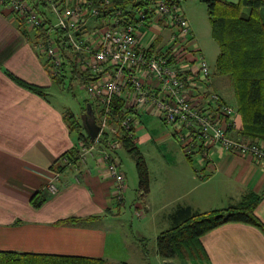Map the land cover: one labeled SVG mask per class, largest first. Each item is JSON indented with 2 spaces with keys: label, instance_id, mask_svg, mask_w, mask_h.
Masks as SVG:
<instances>
[{
  "label": "crops",
  "instance_id": "obj_1",
  "mask_svg": "<svg viewBox=\"0 0 264 264\" xmlns=\"http://www.w3.org/2000/svg\"><path fill=\"white\" fill-rule=\"evenodd\" d=\"M149 29L152 36L142 41L140 33V42L155 52L157 46L169 41L172 30ZM34 36V31L21 26L10 10L0 7V251L100 258L106 264H152V260L157 264H264L263 233L236 222L219 225L199 238L206 259L159 256L156 238L171 227L172 217L180 208L203 213L238 205L246 196L256 195L261 198L253 213L264 224V164L217 146L208 150L206 158L196 149L188 159L179 143L178 152L165 142L173 135L156 137L160 125H167L148 109L138 111V124L133 129L137 147L148 145L154 151L148 164V203L139 204L144 214L137 216L144 218L143 223H135L134 212L127 215L123 206L130 188L125 173V194L114 193L115 182L104 173L102 148L74 170H58L59 158L78 149V138L64 118L70 111L47 97L54 82L33 45ZM215 73L226 76L216 69ZM10 75L44 88V96L21 87ZM228 82L233 105L228 96L215 91L210 72L208 86L222 102L237 110L230 78ZM94 115L83 118L73 114L81 124L87 119L96 126ZM241 130L238 114L232 135L242 138ZM55 172L60 174L57 191L50 194L46 185Z\"/></svg>",
  "mask_w": 264,
  "mask_h": 264
},
{
  "label": "built area",
  "instance_id": "obj_2",
  "mask_svg": "<svg viewBox=\"0 0 264 264\" xmlns=\"http://www.w3.org/2000/svg\"><path fill=\"white\" fill-rule=\"evenodd\" d=\"M181 1L145 0L130 17L132 22H127L126 14L119 17L120 10L112 9L113 0H39L45 4V18L28 0H0V7L34 31L33 45L49 76L67 75L65 79L82 82L96 108L98 132L93 141L98 144L85 147L78 142L77 161L83 164L89 154L102 148L104 173L113 178L116 195L125 188L114 156L119 144L108 136L102 145L101 138L112 134L111 126L117 128L115 132L134 129L140 109H148L169 126L187 154L199 149L206 158L208 150L217 146L264 164L263 141L232 135L238 112L208 86L210 69L194 46ZM147 26L172 30L169 41L157 46L152 55L147 53L150 45L147 48L140 42L139 30ZM70 66L83 77L71 78ZM114 97L123 100L119 114L112 110ZM60 163L71 165L65 157ZM59 175L55 172L46 185L50 194L57 191Z\"/></svg>",
  "mask_w": 264,
  "mask_h": 264
},
{
  "label": "trees",
  "instance_id": "obj_3",
  "mask_svg": "<svg viewBox=\"0 0 264 264\" xmlns=\"http://www.w3.org/2000/svg\"><path fill=\"white\" fill-rule=\"evenodd\" d=\"M207 6L208 19L211 26V36L218 45L219 53L215 60V69L219 75L230 78L237 112L242 120L241 137L258 139L264 142V0H237L229 2L224 0H202ZM35 11L43 18L46 17L43 6L39 0H28ZM145 0H113L111 6L120 16L126 14L127 22H132L135 10L145 5ZM116 10V11H115ZM112 11V10H111ZM129 15V16H128ZM110 16L108 12L107 17ZM131 17V18H130ZM21 25V23L19 22ZM22 26V25H21ZM41 35V30H38ZM147 53L154 54L150 46ZM69 61V60H68ZM68 63V62H67ZM66 64V63H65ZM64 64V65H65ZM70 77L81 79L83 76L70 66ZM73 73V74H72ZM12 80L21 87L44 96V88L26 83L10 75ZM67 75L52 80L63 82ZM91 106L93 105L86 101ZM122 101L112 99L113 113L119 114ZM65 121L70 129L76 133L78 139L89 141L83 132L82 124L76 120L72 113L66 112ZM108 135L101 138L102 145H106ZM111 139L118 142L135 160L138 174L139 189L148 192V171L145 161L133 137V129L115 133ZM67 158L71 164L78 160L77 150L64 153L60 158ZM190 159V155L186 154ZM68 168L63 165L58 170ZM261 196L248 195L238 205L225 209L208 212H192L189 208L178 209L172 217L169 229L160 232L156 238L157 252L162 258H177L181 260H202L207 255L199 238L224 223L236 222L252 225L264 235V224L254 215V208ZM36 202L35 205H39ZM0 264H106L100 258H86L79 256H57L46 254L15 253L0 251Z\"/></svg>",
  "mask_w": 264,
  "mask_h": 264
},
{
  "label": "rangeland",
  "instance_id": "obj_4",
  "mask_svg": "<svg viewBox=\"0 0 264 264\" xmlns=\"http://www.w3.org/2000/svg\"><path fill=\"white\" fill-rule=\"evenodd\" d=\"M181 6L187 15L186 17L190 21L191 29L194 30L193 34L195 36V40H197V48L200 49V53L210 69L212 81L215 83V86L213 88L215 89V91L228 96L226 99L230 104L233 105L234 98L230 87V82H228L229 78L227 76H218L215 73L214 64L216 56L218 55L217 53L219 51V48L217 43L211 36V26L208 19L206 4L202 0H182ZM262 15L264 17V9L262 10ZM96 23L99 24L98 22ZM21 25L23 26L24 24ZM139 33H143L144 38L142 39V41L145 40L146 36H152V31L148 27L141 28L139 30ZM52 82H54L53 86L50 89V92L47 93V97L50 99V101H52V103H54L55 105L64 108L65 110H69L75 115H81L84 118L85 115H87V104L85 100L91 102L89 96L85 92V89H83L80 84L75 83L77 82L75 80L65 79L63 82L52 80ZM92 107V113L95 114L96 108L94 106ZM160 126L161 130H159V133L156 134V137H160L161 135L167 133L171 134L170 129L167 126ZM146 128L148 129V124H146ZM116 129L117 128L115 126H111L112 134H108V136L112 137L117 132L119 134V131L115 132ZM83 132L87 136L85 130H83ZM164 140L167 143L173 144L174 148L178 152L180 151L178 142L175 137H169V140ZM78 142L85 147H90L91 145L98 144V142H94L91 139L89 141H86L85 139H78ZM158 144L159 143H157V145ZM153 145H156V143H154ZM138 149L145 161V165L148 171V164H151L152 158L154 156V151H151V148H149L148 145L138 147ZM117 152L118 154L117 156H115V161L119 163L120 170L126 174V178L130 187L127 191V195L124 196L125 201L123 206L126 210L127 215L130 211L134 212L135 223H143L141 221H143L144 218L137 217L136 212H142L144 214V209L140 205L148 203V192L144 193L139 189L138 174L134 158L122 147H119ZM78 164H80L79 161H77L75 164L69 165L70 167L68 169L76 168L78 167ZM60 166H62L61 163ZM124 218H127V216H124ZM144 222L147 224L146 226L148 230V218ZM151 263L157 264L154 260H152Z\"/></svg>",
  "mask_w": 264,
  "mask_h": 264
},
{
  "label": "water",
  "instance_id": "obj_5",
  "mask_svg": "<svg viewBox=\"0 0 264 264\" xmlns=\"http://www.w3.org/2000/svg\"><path fill=\"white\" fill-rule=\"evenodd\" d=\"M86 111H87V114H90L91 107L89 104L86 105ZM83 126H84V130H85L87 136L91 140H94L95 137L97 136V132H98V129L96 128V126H94L92 123H90L87 119H84Z\"/></svg>",
  "mask_w": 264,
  "mask_h": 264
}]
</instances>
